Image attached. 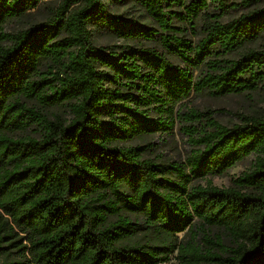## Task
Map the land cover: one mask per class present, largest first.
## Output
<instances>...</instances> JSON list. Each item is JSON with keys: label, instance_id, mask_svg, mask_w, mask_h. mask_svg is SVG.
I'll return each mask as SVG.
<instances>
[{"label": "trees", "instance_id": "16d2710c", "mask_svg": "<svg viewBox=\"0 0 264 264\" xmlns=\"http://www.w3.org/2000/svg\"><path fill=\"white\" fill-rule=\"evenodd\" d=\"M133 1L156 27L107 0H0V264H264V112L184 103L264 89V0ZM176 126L184 160L147 140Z\"/></svg>", "mask_w": 264, "mask_h": 264}, {"label": "rangeland", "instance_id": "374dc122", "mask_svg": "<svg viewBox=\"0 0 264 264\" xmlns=\"http://www.w3.org/2000/svg\"><path fill=\"white\" fill-rule=\"evenodd\" d=\"M209 2L212 10H215L216 4L212 3L211 0ZM107 3L109 4L110 9L116 13L123 14L129 18H134L139 23L145 25L157 26L153 19L147 14L145 9L133 0H122L121 2L107 0ZM244 11L245 10L242 7H232L225 12L223 19L228 20L235 18ZM45 18V10H41L28 15L22 20L10 22L4 27V30L7 32L17 31L30 26L31 23L41 21ZM93 36L96 45L106 46L133 43L132 41L124 40L108 33H99L94 31ZM184 103L187 107H195L199 109L224 108L225 111L218 113L217 118L224 124L232 125L238 121L237 113L253 114L264 112V89L256 92H246L238 95L231 94L219 97L209 95H193ZM49 111L53 113H63V109L59 106L50 108ZM147 140L157 143V153L163 154L168 159L184 160L190 150V145L188 144L186 137L179 132L177 126L175 128V134L171 137L166 138V136L162 137L160 135H155L149 137ZM254 160L255 156L250 155L236 167L231 169L228 174L209 178L212 180L213 184L217 186H229L232 183L233 178L251 169ZM181 236H183V234H181ZM7 257L9 259L17 257V252L14 248H8L3 251L0 255V262L4 261Z\"/></svg>", "mask_w": 264, "mask_h": 264}]
</instances>
